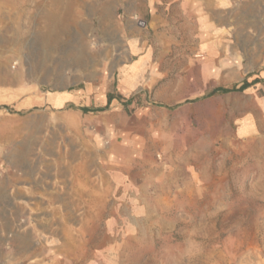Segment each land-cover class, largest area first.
Wrapping results in <instances>:
<instances>
[{
    "label": "rangeland",
    "instance_id": "374dc122",
    "mask_svg": "<svg viewBox=\"0 0 264 264\" xmlns=\"http://www.w3.org/2000/svg\"><path fill=\"white\" fill-rule=\"evenodd\" d=\"M0 264H264V0H0Z\"/></svg>",
    "mask_w": 264,
    "mask_h": 264
},
{
    "label": "crops",
    "instance_id": "0c3cea01",
    "mask_svg": "<svg viewBox=\"0 0 264 264\" xmlns=\"http://www.w3.org/2000/svg\"><path fill=\"white\" fill-rule=\"evenodd\" d=\"M141 6H138V8H140ZM134 8H137L135 7V5H133L131 2H128L126 3V7H125V10H131V9H134ZM37 13H43V15H46V14H51V8L48 7V6H45L44 4L42 6H40L39 8H37ZM49 20V21H48ZM47 20V23L50 24L51 21H50V18ZM46 21V19H45ZM50 98V97H49ZM52 101V100H51ZM53 102V101H52Z\"/></svg>",
    "mask_w": 264,
    "mask_h": 264
},
{
    "label": "bare ground",
    "instance_id": "6f19581e",
    "mask_svg": "<svg viewBox=\"0 0 264 264\" xmlns=\"http://www.w3.org/2000/svg\"><path fill=\"white\" fill-rule=\"evenodd\" d=\"M57 102V101H56ZM58 103V102H57Z\"/></svg>",
    "mask_w": 264,
    "mask_h": 264
}]
</instances>
